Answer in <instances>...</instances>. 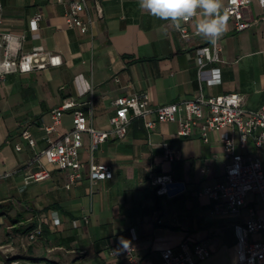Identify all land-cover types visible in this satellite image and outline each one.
<instances>
[{"label":"crops","instance_id":"obj_1","mask_svg":"<svg viewBox=\"0 0 264 264\" xmlns=\"http://www.w3.org/2000/svg\"><path fill=\"white\" fill-rule=\"evenodd\" d=\"M75 1L82 0H0V61L33 52L62 58L58 67L0 75V264H132L110 254L123 241L136 248L138 264H160L164 249L184 242L209 247L211 256L199 264H233L234 224L250 218L251 210L263 214V205L259 197H249L239 216L219 214L217 202L202 194L224 179L229 164L221 132H210L206 142L199 128L183 137L176 122H158L148 130L137 118L126 138L112 135L93 154L85 134L83 178L75 183L71 170L36 157L48 146L43 126L51 125L53 112L70 99L77 102L76 109L90 114L96 129L106 131L111 130L115 101L141 93L155 107L192 99L202 91L206 96L239 93L248 110H260L262 7L253 0L243 9L248 29L227 28L222 82L207 85L200 80L196 51L209 39L183 38L169 21L142 10L139 0H85L82 16L92 25L82 34L66 23ZM39 14L42 20L34 31L31 21ZM191 28L196 29L194 21ZM3 34L17 39L8 47ZM73 111L62 117L60 133L72 129ZM27 128L35 147L22 137ZM166 146L176 156L173 161L165 158ZM248 150L255 152L252 143ZM91 162L111 166L113 177L91 181ZM43 168L51 172L49 178L26 183L28 174ZM152 176L169 177L183 188L159 195Z\"/></svg>","mask_w":264,"mask_h":264},{"label":"built area","instance_id":"obj_2","mask_svg":"<svg viewBox=\"0 0 264 264\" xmlns=\"http://www.w3.org/2000/svg\"><path fill=\"white\" fill-rule=\"evenodd\" d=\"M257 1L262 7L264 19V0ZM252 2L253 0H227L221 9L222 14L227 13V28L233 24L235 31L242 32L250 27V23L244 18L243 9ZM85 5V0L72 2L66 13L68 27L78 28L82 34H87L92 25L90 19L82 16ZM98 9L101 11L100 7ZM41 20V14L33 18L32 30H38ZM192 22H182L178 29L183 38L200 36L196 29L191 28ZM2 38L8 47L17 39L12 34H3ZM222 38L223 36L215 43L210 41L196 51L200 80L207 85L222 82L220 68L224 63ZM60 65L62 58L58 54L24 53L17 58L0 61V75L14 72L29 73ZM76 106L77 102L74 99L66 100L53 112V123L43 126L48 146L36 157L38 160L45 157L49 163L61 170H71V183L83 178L80 155L85 146V134L90 137V150L93 154L112 135L120 140L126 138L132 122L137 118L144 120L148 130H154L158 122H176L179 124V135L183 137L191 136L193 130L199 128L201 137L206 142H209L210 132H221L229 164L224 179L206 188L202 194L217 202L215 206L217 213L234 216L242 213L249 197H259L263 205V214L259 215L251 210L250 218L234 224L237 258L233 264H264V107L257 111L248 110L244 106V97L239 93L206 96L202 91L192 99L160 107L152 106L148 94H134L120 97L115 101L116 111L110 121L111 130L106 131L96 129L91 123L90 114L76 109ZM72 110H74L72 129L60 133L62 117ZM152 114L157 116V120H148V116ZM22 137L30 146L35 147L36 140L28 128L24 130ZM250 143L253 144L254 153L248 150ZM238 148L244 152H239ZM21 149V146H17L18 151ZM165 158L169 161L176 158L168 146L165 147ZM89 175L91 181L98 182L112 178L114 173L111 166L91 162ZM50 176L51 172L43 168L39 172L28 174L25 180L27 184H31ZM152 184L158 187L159 195L176 193L183 188L182 183L173 182L166 176H152ZM70 186L71 184L67 185V188ZM132 234L134 239H137L135 230H132ZM128 244L127 249L123 247V243L114 245L110 249V254L116 259H126L132 264H138L136 248L131 243ZM210 256L211 250L208 246L184 242L177 247L164 249L160 264H199Z\"/></svg>","mask_w":264,"mask_h":264},{"label":"clouds","instance_id":"obj_3","mask_svg":"<svg viewBox=\"0 0 264 264\" xmlns=\"http://www.w3.org/2000/svg\"><path fill=\"white\" fill-rule=\"evenodd\" d=\"M139 7L176 29L182 22L194 21L197 33L212 43L227 31V13L221 12L223 0H139ZM122 243L127 249L128 242Z\"/></svg>","mask_w":264,"mask_h":264}]
</instances>
